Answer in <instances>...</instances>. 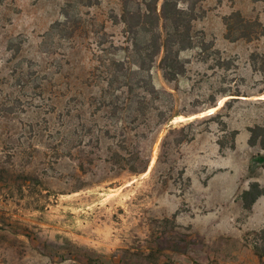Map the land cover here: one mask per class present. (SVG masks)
I'll list each match as a JSON object with an SVG mask.
<instances>
[{"label":"rangeland","instance_id":"rangeland-1","mask_svg":"<svg viewBox=\"0 0 264 264\" xmlns=\"http://www.w3.org/2000/svg\"><path fill=\"white\" fill-rule=\"evenodd\" d=\"M178 3L169 80L122 0H0V264H264L239 197L264 151L237 148L264 125V32L226 26L264 27V1Z\"/></svg>","mask_w":264,"mask_h":264},{"label":"trees","instance_id":"trees-1","mask_svg":"<svg viewBox=\"0 0 264 264\" xmlns=\"http://www.w3.org/2000/svg\"><path fill=\"white\" fill-rule=\"evenodd\" d=\"M264 1V0H263ZM122 21L127 30L137 40L141 31L150 33V38L145 41L150 59L160 58V66L165 77L169 80L181 75L185 65L179 57L182 36L190 31V19H184V9L179 8L178 0H122ZM65 17V20H67ZM61 21L53 23V29ZM227 38H245L252 40L264 32V27L259 20L245 18L240 11L233 12L226 18ZM235 32H238L236 36ZM149 36V35H148ZM135 40V41H136ZM137 43V41H136ZM183 44V43H182ZM185 45H181V48ZM137 68L142 69L141 66ZM134 69H131L133 71ZM240 95V94H235ZM215 114V113H214ZM172 119V118H171ZM170 119V120H171ZM251 132L249 145L255 146L260 139L261 149L264 150V125L249 128ZM234 146V145H233ZM264 168V156L262 157ZM264 194V187L258 181H252L249 188L239 194L246 212L252 210L253 204ZM247 240L252 243L253 252L260 262H264V227L259 230L247 232ZM252 235V238L249 236ZM146 260H152V253L143 255Z\"/></svg>","mask_w":264,"mask_h":264},{"label":"crops","instance_id":"crops-1","mask_svg":"<svg viewBox=\"0 0 264 264\" xmlns=\"http://www.w3.org/2000/svg\"><path fill=\"white\" fill-rule=\"evenodd\" d=\"M249 138H250L249 134H241V137L239 136V138L237 139V148H239L240 144L242 145L246 144L247 146H249ZM262 151L264 150L262 149ZM250 180L258 181L264 187V168H263V173L261 176H254L250 178ZM247 188H249V186L246 187L245 189ZM251 217H255L257 222L261 223L259 226L260 227L259 229L264 227V194L261 195L257 199V201L253 204L252 210H251ZM247 228H254V227L252 226L248 227L247 225Z\"/></svg>","mask_w":264,"mask_h":264}]
</instances>
